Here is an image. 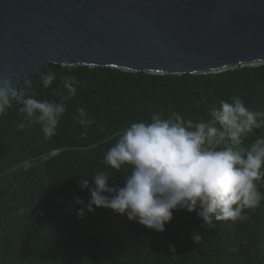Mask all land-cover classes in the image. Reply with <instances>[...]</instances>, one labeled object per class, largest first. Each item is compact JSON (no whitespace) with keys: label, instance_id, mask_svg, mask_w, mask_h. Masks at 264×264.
Segmentation results:
<instances>
[{"label":"trees","instance_id":"obj_1","mask_svg":"<svg viewBox=\"0 0 264 264\" xmlns=\"http://www.w3.org/2000/svg\"><path fill=\"white\" fill-rule=\"evenodd\" d=\"M47 72L57 78L45 88L40 77ZM67 75L83 82L71 98L62 85ZM33 92L41 100L67 98V111L50 140L39 125L16 127L22 118L19 101ZM233 96L264 112V66L177 76L47 64L25 78L13 107L0 116V264H264V201L246 209L244 220L218 221L204 229L196 212L176 210L164 232L106 208L85 211L82 219L76 214L83 205L75 198L85 204L90 199L89 190L79 186L82 178L91 187V176L107 171L109 185L123 187L130 166L117 171L104 163V156L124 128L148 121L154 112L208 120L210 106ZM78 106L95 120L84 137L74 119ZM260 135L264 127L254 130L244 146ZM54 148L62 149L60 155L39 160ZM26 159L33 161L28 171L18 167ZM194 231L202 232L201 244L192 242Z\"/></svg>","mask_w":264,"mask_h":264},{"label":"clouds","instance_id":"obj_2","mask_svg":"<svg viewBox=\"0 0 264 264\" xmlns=\"http://www.w3.org/2000/svg\"><path fill=\"white\" fill-rule=\"evenodd\" d=\"M67 67L71 70L72 66ZM56 78L55 73L47 72L40 80L47 88ZM82 84L75 75L62 77L67 98L74 97ZM26 85L31 91V82ZM16 96L9 81H0V116L7 115ZM67 98L54 101L37 99L34 92L26 95L19 101L22 118L17 129L39 125L44 139L50 140L67 111ZM75 111L74 119L83 127L84 137L95 120L83 107ZM208 114V120L194 122L177 112L167 117L154 112L148 121L124 128L104 156V163L117 171L130 166L123 187L110 186L107 171L95 172L91 187L89 180L82 178L79 186L89 190L90 199L85 204L75 198L77 205H83L77 218L82 219L85 211L106 208L158 232L165 231L173 211L182 209L196 212L203 221L202 229L214 227L218 221L246 219L245 210L258 208L264 201V135L247 147L244 141L264 127V112L248 108L241 97L233 96L210 106ZM61 151L54 148L39 160L47 161ZM18 167L28 171L33 161L26 159ZM191 240L201 244L202 232L194 231Z\"/></svg>","mask_w":264,"mask_h":264},{"label":"water","instance_id":"obj_3","mask_svg":"<svg viewBox=\"0 0 264 264\" xmlns=\"http://www.w3.org/2000/svg\"><path fill=\"white\" fill-rule=\"evenodd\" d=\"M47 64L149 75L264 66V0H0V81Z\"/></svg>","mask_w":264,"mask_h":264}]
</instances>
